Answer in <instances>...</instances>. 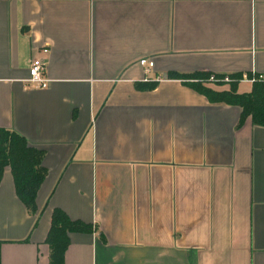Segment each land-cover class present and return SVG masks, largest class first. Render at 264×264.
<instances>
[{
  "label": "crops",
  "instance_id": "1",
  "mask_svg": "<svg viewBox=\"0 0 264 264\" xmlns=\"http://www.w3.org/2000/svg\"><path fill=\"white\" fill-rule=\"evenodd\" d=\"M172 71L264 76V0H0V127L48 170L38 213L5 170L1 264H49L56 208L65 264H264V127Z\"/></svg>",
  "mask_w": 264,
  "mask_h": 264
},
{
  "label": "trees",
  "instance_id": "2",
  "mask_svg": "<svg viewBox=\"0 0 264 264\" xmlns=\"http://www.w3.org/2000/svg\"><path fill=\"white\" fill-rule=\"evenodd\" d=\"M211 74L215 73L172 71L168 74V78H185L186 81L183 79L185 85L205 95L210 102L240 107L241 122L250 118L254 124L264 127V78L256 79L250 91L240 92L238 85L241 76L230 75L233 81L216 86L208 83ZM216 75L218 78L224 77L221 74ZM156 85L157 82L153 81L145 87L152 89ZM44 156L45 151L30 144L22 134L13 129L0 127V184L5 170L10 167L17 196L32 213H38V192L48 174V170L43 165ZM91 230V224L74 220L64 210L56 208L46 238L51 250L49 264H65V253L71 242V235L76 232H91ZM1 245L2 241H0V264Z\"/></svg>",
  "mask_w": 264,
  "mask_h": 264
},
{
  "label": "built area",
  "instance_id": "3",
  "mask_svg": "<svg viewBox=\"0 0 264 264\" xmlns=\"http://www.w3.org/2000/svg\"><path fill=\"white\" fill-rule=\"evenodd\" d=\"M42 52L44 54H48L50 52V49L48 47L42 48ZM140 63L147 69H152L154 67V61L143 58L140 60ZM30 76L27 79L29 85L31 87H38V88H46L48 87L50 83V79L47 78L46 76V60L40 57H36L33 59L31 67L29 69ZM264 78L263 75L261 74H244L242 78L239 79L241 82H249V83H254L256 79H261ZM234 79L230 75H224L223 78H218L216 74H211L208 82H212L216 84L219 81H223L226 83H229L233 81Z\"/></svg>",
  "mask_w": 264,
  "mask_h": 264
},
{
  "label": "rangeland",
  "instance_id": "4",
  "mask_svg": "<svg viewBox=\"0 0 264 264\" xmlns=\"http://www.w3.org/2000/svg\"><path fill=\"white\" fill-rule=\"evenodd\" d=\"M183 79L185 80V78H182L181 80H182V81H184ZM186 79H187V78H186ZM190 80H192V79H190ZM185 81H186V80H185ZM208 83H210V82H208ZM220 83H223V84H220ZM225 83H226V82L219 81L218 83L216 82V84H215V83H213V85H216V86H220V85H226L227 83H226V84H225ZM211 84H212V82H211ZM8 168H10V167H8ZM10 169H11V168H10Z\"/></svg>",
  "mask_w": 264,
  "mask_h": 264
}]
</instances>
